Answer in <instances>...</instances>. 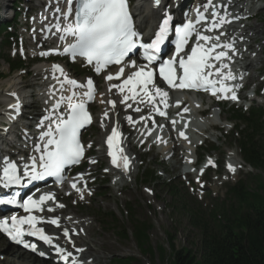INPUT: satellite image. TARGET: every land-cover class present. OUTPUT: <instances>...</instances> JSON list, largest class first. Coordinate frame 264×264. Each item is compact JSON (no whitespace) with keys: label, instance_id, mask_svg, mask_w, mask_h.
<instances>
[{"label":"snow or ice","instance_id":"6c2138e0","mask_svg":"<svg viewBox=\"0 0 264 264\" xmlns=\"http://www.w3.org/2000/svg\"><path fill=\"white\" fill-rule=\"evenodd\" d=\"M64 2L65 9L59 6L55 9L61 14L64 21H69L63 27L60 23L55 25L58 32L62 31L58 37L60 41H66L71 37L67 46L63 47V52L70 54L73 60L78 57L85 58L89 65L94 66L96 73H101L111 65L119 66L115 73L109 72L105 76L107 81H119L123 77L121 83H110L108 86V92L116 89L122 99L119 101L102 99L100 102L110 105L113 109L117 102L132 108L133 105L128 103L129 100L141 104H151L159 115L165 116L166 113L156 107V103L157 98L160 103H166L169 92L156 84L154 78L156 69L149 65L158 59L156 54L161 51V46L168 36L171 17L163 19L151 42L143 43L141 34L134 28L127 0H64ZM57 3L59 4V0ZM155 3L159 6L160 0H155ZM201 8L203 11L197 9L195 22L190 20L183 27L176 29V54L160 63L159 76L170 89L204 90L210 91L213 96L222 93L223 96L218 98L238 100L235 90L225 83V81L236 79L229 65L224 62L226 59H231L229 51L233 55L236 54L234 45L221 43L223 32L216 35L210 34L230 21L225 20L215 11L216 5L213 0H207V3L201 5ZM210 8L212 11L209 16H205L204 12H209ZM216 17L219 19H214ZM210 18H213L210 25L205 27L204 24H201ZM196 24H201L202 30L197 29ZM193 34H195L194 40L192 39ZM190 40L192 45L186 51ZM138 47L145 50L143 59L147 61L146 64H138L136 60L130 58V54ZM226 49L229 51H225ZM47 54L41 53L42 56ZM126 68L129 69L128 73H126ZM225 69L227 71H224ZM51 71L62 94L52 105L51 113L38 124L41 129L38 139L41 143L34 144L33 147L39 155L30 156L29 162L23 163L22 172L18 162L3 157V174L0 176V180H3L6 185H19L24 178H27L28 183L44 180L46 177H56L58 181L63 182L65 167L79 163L84 157L85 146L81 143L80 134L81 129L92 122L87 103L95 99L96 86L91 78L86 82H78L69 77L59 64H53ZM56 73L60 75L57 76ZM65 85L69 86L67 91L70 94L68 95L63 94ZM229 93L230 95H228ZM62 106L63 112L60 111ZM12 107L18 110L19 105ZM134 110L142 111L140 107H136ZM184 111L187 112L189 109L184 108ZM103 115L107 118L108 110H105ZM140 119L143 120L144 117L141 116ZM127 120L130 124L135 123L132 116H128ZM120 135L116 127L111 128V134L107 136L106 140L109 148L108 155L114 166L122 167L127 171L129 157L123 154V148L119 145ZM180 135L187 139L183 132ZM87 147H91V145ZM90 162L95 163L94 160ZM208 163L212 164L213 162L209 160ZM228 168L230 171H235L231 164L228 165ZM79 179H83V176H79L71 183V187L77 192H81V189L77 187ZM18 195L19 193L11 197L0 198V205H18L27 215H13L8 219L0 220V232L33 251L36 250V245L25 242L23 237L26 235L36 237L52 246L65 264H69V262L77 264L71 251L55 244V238L46 234L44 228L38 226L47 222L59 227V218H50L45 221L43 217L34 214L44 212V205L48 201L55 200L54 194L46 192L39 195L38 198L28 195L22 203L17 200ZM81 198H83L82 192ZM56 207L63 208L64 205L57 204ZM47 211L52 212L54 209L47 208ZM63 235L68 237L69 243H71L68 229H63ZM76 251L84 250L76 249ZM40 255H44V253H40ZM70 258H72L71 261Z\"/></svg>","mask_w":264,"mask_h":264},{"label":"rangeland","instance_id":"374dc122","mask_svg":"<svg viewBox=\"0 0 264 264\" xmlns=\"http://www.w3.org/2000/svg\"><path fill=\"white\" fill-rule=\"evenodd\" d=\"M250 1L254 0H245L244 3L249 5ZM5 5L7 8L13 7V0H0L1 10H3ZM251 7H255V5L251 4ZM256 12L258 13L256 14ZM253 13L257 16L249 22L251 30H247V33L255 35L254 37L259 42V46L255 48L256 54H254V56L256 55L255 58L258 59V62L251 67L250 75L254 79L250 81L249 85L250 87L252 86V88L259 86L261 92V88L264 87V0L260 1ZM1 16L4 17V14L1 13L0 18ZM5 36L6 34L4 33L0 39L1 90L6 91L8 89L10 90L12 87L35 85L34 76L26 77L24 72L15 73L13 75L9 74V67L4 57L10 56L11 47H6L4 44L6 42ZM2 41L4 42L2 43ZM32 67H34V70L38 66L33 65ZM259 70L260 74L258 73ZM30 92L31 90H29L27 94H30ZM249 96L252 98L251 94ZM1 101L2 98L0 93V102ZM255 103L259 107L264 106L263 91L260 94V99ZM227 111L228 109L221 111V119L223 122L229 120ZM92 133L93 135L91 132L88 133V139L96 143L100 142L101 134L99 133V129L95 128V131H92ZM213 135L214 137H210V141L206 143V146L213 145L217 148L216 154L219 155V157L225 156L228 151L229 157L235 153L237 157L241 159L239 151L235 149L236 144L231 137L229 128H225L223 134L213 132ZM164 158L165 156L158 155V153L154 151L150 155L143 157L142 161L144 165L137 170L132 178L126 182H120L121 185L118 186H115L111 182L106 186H102L100 181H103L104 178L107 177L100 176L98 179L96 197L92 199L90 204L89 202L85 203L82 207L83 209L78 208L70 211V213L72 211H77L83 220H88L90 223L92 222V231L90 237L88 236V242L95 251L97 264H120L119 261H126L129 264H169L172 254L168 241L171 239H175V244L178 248L185 247L194 249V251L200 248V234L190 226L189 213L186 212L189 207L198 204L183 196L187 192L190 193L185 185V189H182L183 194L181 193L180 197L182 200L179 199L178 203L174 202L172 191L167 187L165 182L177 180L176 178L182 174V167L175 160L163 164ZM144 167H148V170L154 169L162 180H159L155 185H143L142 180L145 176L142 175V170ZM248 172H250V169L245 168V173ZM242 174L243 173H239V175L233 179H217L214 173L208 175L207 180L209 182L211 181V184H209V187L205 191L206 195L198 196V198L196 197L197 202L202 205L203 210L208 211V209L211 208L208 194H212V198H224L226 186L238 181ZM161 175L163 176L161 177ZM175 183L183 184L181 179ZM146 190H150L153 194H148L150 191L148 192ZM183 206L184 208L187 206V209H182ZM175 208L176 210H174ZM176 212L178 213L176 214ZM111 214H113V216ZM109 215L112 219L109 217L107 218ZM131 216H133V219ZM103 217H106L104 221L102 219ZM102 221L105 224H101ZM138 221L153 226L148 239L142 240L141 243L132 236V224ZM117 222L120 224H117ZM121 224L130 232V237L127 240H124L121 234H115V232L111 231L115 227L121 226ZM0 247L2 248L1 251L11 250V252H7L11 254L8 257L10 261L16 259L17 254H15L14 249L9 248L1 237ZM25 257L24 261L27 262V264H40L36 261V263H34L31 257L27 255H25ZM2 264H5V260H2Z\"/></svg>","mask_w":264,"mask_h":264},{"label":"trees","instance_id":"16d2710c","mask_svg":"<svg viewBox=\"0 0 264 264\" xmlns=\"http://www.w3.org/2000/svg\"><path fill=\"white\" fill-rule=\"evenodd\" d=\"M4 28L6 25L1 26V29ZM8 63L12 71L22 66L21 62L8 60ZM234 119L239 123V129L244 128L238 144L242 156L259 174L250 175L245 181L229 188L226 201L219 204L208 219L191 210L189 224L200 234V248L196 251L178 248L175 239L169 240L172 254L169 264H264V110H253L248 116L235 112ZM148 181L156 182L153 175L148 177ZM170 188L174 202H177L179 189ZM182 209H185L184 206ZM132 225V236L139 243L148 239L152 225L139 221ZM115 228L111 231L121 234L124 240L130 237L123 224ZM119 263L129 264L126 261Z\"/></svg>","mask_w":264,"mask_h":264},{"label":"bare ground","instance_id":"6f19581e","mask_svg":"<svg viewBox=\"0 0 264 264\" xmlns=\"http://www.w3.org/2000/svg\"><path fill=\"white\" fill-rule=\"evenodd\" d=\"M142 5V8H140V11L141 12H144L147 14V20L149 22H151L152 20L154 21V19L157 17L156 16V13L155 12H149L148 11V8H147V5L145 2L141 3ZM142 28H144L143 25H141ZM244 57L242 56L241 58H236L233 60V64H238L239 62V66L242 67V63L244 62ZM258 60V59H257ZM257 61L255 60H250L248 61L246 64H244L243 66L246 67V68H251L254 66V64L256 63ZM230 68V67H229ZM227 71V69H226ZM0 93H1V98H2V101L1 102H5L7 100H11L12 99V96H15L17 95L16 92H14V94L12 96L9 95V90L8 91H4V90H1L0 88ZM102 99H100L99 101H101ZM10 102V101H8ZM198 104L196 101H192L190 103V108H189V112H190V115L189 117L187 118V123L183 124L182 125V128H189V126H195L196 129L197 128H201L202 126H204L206 124V122L211 118H207V117H204L202 119H199L198 117L195 116V112L198 108ZM105 110H108V113L109 115L111 114V109L107 106ZM125 110L126 108H116L114 109V113H118L119 115L121 116H124L126 113H125ZM108 115V117H109ZM3 117V112L1 111L0 109V118ZM108 117L105 118L104 115H103V128L106 129L108 127ZM126 121L125 120H122L121 121V125H120V129L119 131H121L123 129V126H124V123ZM135 123L137 125H142V128L144 127L143 126V120L139 119V118H136V121ZM171 137H173V135H171ZM132 146L131 143H127V142H124L122 141V147L125 151H128L129 148ZM177 151V147H175L173 149V152H176ZM129 162L134 165L135 164V159L132 158L131 156H129ZM133 174H131L132 176ZM81 196V194L79 195ZM54 209V208H53ZM49 215L53 216L54 213H55V210L52 211V212H49ZM76 216L78 217H81L79 215V212L77 213V211H75L74 213H72L70 215V217L68 216V219L65 220V219H61V223L63 224V226H65L66 229L70 230L72 232V234H75L77 233L76 236L73 235V240H74V245L73 247L72 246H69L67 245V248L70 249L72 252H74L77 256H79L80 254H82V257H79L77 259V261H86V262H89L90 264H97L96 263V259L97 257L95 256V251L92 249L91 247V244L88 242V236L90 237V233H91V226H90V223H88L87 220H84V221H81L79 220V218H77ZM59 217V216H58ZM92 223V222H91ZM82 231H85L84 234H82L81 232ZM60 236V235H59ZM92 236V235H91ZM76 249H83L84 251L80 252V253H77L76 252ZM2 250V248L0 247V251ZM9 253H7L5 256H2L0 257V264H2V260L4 261L5 260V264H27V262L24 261V257L20 256L18 261L15 263L13 261H10L9 260ZM12 260V259H11ZM91 261V262H90ZM99 264V263H98Z\"/></svg>","mask_w":264,"mask_h":264}]
</instances>
